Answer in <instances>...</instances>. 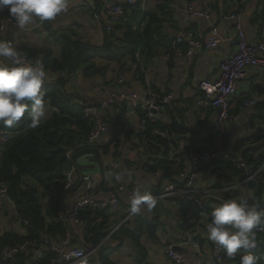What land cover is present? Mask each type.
<instances>
[{"label":"trees","instance_id":"1","mask_svg":"<svg viewBox=\"0 0 264 264\" xmlns=\"http://www.w3.org/2000/svg\"><path fill=\"white\" fill-rule=\"evenodd\" d=\"M172 2L173 0H153L144 7L141 2L135 3L133 7L127 9V15L112 32H103L100 45L81 42L67 33L51 31L55 45L59 46L56 55H53L49 48L27 45L15 47L23 57L40 62L46 71L57 74V77L43 86L47 115L38 128L33 129L28 126L30 117L27 113L11 127L0 124V129L16 132L0 150V185L6 188L10 201L6 203L12 207V221L17 225V229L19 228L17 230L4 227L0 215V264H58L57 256L51 250V246L68 232L66 223L60 218L61 199L64 193L65 173L70 169L71 161L75 158L86 154L97 158L103 187L108 174L116 173L112 165L104 164V157L108 155L112 156L114 162L120 160L121 165L135 163L138 169L141 168L147 174L160 172L157 182L160 186V178L168 182H179L178 174L188 164V148L180 149L178 146L182 141H188L194 151L212 144V139L217 134L209 132L207 136L202 137L190 130L183 122L175 121L173 117L168 123L162 122L158 117L155 122H146L144 130L138 129L135 137L129 140L127 139L129 134L125 132L121 123L124 104L119 103L112 106L114 110H119L118 114L113 118L108 116V121L112 124V138L104 140L101 144L88 145L86 137L90 129V120L84 115L86 104L80 101L79 96L69 93L64 87L65 83L79 72L83 77H89L92 73L96 75L105 73L111 65L116 66V71L119 69L124 71L126 66L131 69L132 65L133 77L138 74L141 80V67L171 48L172 37L163 31V25L172 16L169 5ZM0 12L4 16H10L7 7L0 8ZM34 22H39V19L36 18ZM42 26L50 30L49 21L42 22ZM150 91L157 94L151 89ZM252 92L263 95L264 86L253 85ZM243 99L245 98L238 99L235 107L230 111L239 112L238 106ZM173 104L174 102L172 106ZM253 109L256 112L251 118L257 117L262 120V126L255 128L250 124L247 137L235 142L229 141L223 134L221 136L223 148L219 152L221 154L211 164L218 166L219 170L225 167L227 173L224 179L228 181V185L236 181L243 186L241 194L235 188L229 190L228 192L232 191L233 196L227 194L226 199L232 198L238 201L246 199L249 205L259 204L264 209V168L251 180L244 182L246 171L238 169L230 162H223L221 157L223 152L241 156L252 172L257 171L263 164L264 113L260 116L256 113L258 109L264 110V100L256 102ZM137 114L140 119L145 118V112L137 109ZM158 130L167 132L168 136L162 137L155 133ZM127 140L132 143L124 153V141ZM130 151L134 152L132 157H129ZM144 155L154 157L142 158ZM204 167L205 165H199L198 172ZM172 199L179 203L182 215L190 208L189 204ZM207 210L211 222V213L214 209L208 207ZM88 212L91 213L88 209L82 211V216ZM83 223H85L84 231L88 238L86 240L88 248L98 246L94 255L99 264H115L109 259L112 248L105 245L107 241L105 239L115 226H106L104 222L96 224L90 218H86ZM133 223L134 227L130 221L121 224L108 239H117L123 244L124 238H128L139 250H143L139 244L140 237L144 233L154 236L158 226V216H140L133 219ZM196 240L198 241L197 238ZM257 240L259 245L252 253L261 258L259 264H264V236H257ZM198 242L200 245L203 243L202 240ZM212 245L210 241L209 246ZM5 248L17 249L13 260L2 257L1 250ZM38 251L41 252L39 255ZM247 252L240 249L235 259H229L223 249L222 261L218 263L212 259V262L240 264V256ZM89 264H95L90 257Z\"/></svg>","mask_w":264,"mask_h":264},{"label":"crops","instance_id":"2","mask_svg":"<svg viewBox=\"0 0 264 264\" xmlns=\"http://www.w3.org/2000/svg\"><path fill=\"white\" fill-rule=\"evenodd\" d=\"M153 0H148L147 5ZM194 2L197 8H202L207 4L211 5L212 11L208 19L199 18L187 22L183 15L182 2L180 0H173L170 5V11L172 13L171 18L167 23L163 25V31L170 37H174L175 34L184 29L191 28L196 34H206L211 26H216L218 30V36L220 43L217 49L196 54L190 58H171L170 60H164L161 58V54L154 58L146 66L141 67V80L137 77H133V66L131 69L128 66L123 71V83L117 84L116 82V66L111 65L105 73L101 72L98 75L92 73L89 77H83L79 72L74 75L65 83V89L69 93H73L79 96L80 101L85 102L86 105L98 106L100 100L105 98L109 92L115 89L121 90L127 95L134 94L135 100L127 99L120 104L123 105L124 114L121 117V123L124 126V130L129 134L127 139L131 140L135 137L138 131V114L137 108L132 109V105L138 102H142L148 95L150 89L152 92L162 94L164 92L173 93V106L172 109L162 110L157 117L165 123H168L173 117L175 121L183 122L190 130L198 133L202 137L207 136L208 133H214L212 128L216 118V111L212 109H202L193 106L191 103L197 94L199 93L197 84L200 80H213L218 76L219 64L227 56L232 54L235 50L234 39H236L235 28L230 20L224 18L229 12L237 11L243 20V29L246 35V39L249 42L257 39L264 40V0H191ZM91 0H84V2H76L69 0V7L67 11L59 14L54 21H49L50 30L44 28L42 25L36 24L30 32L16 31L12 40L14 47L18 45L35 46L42 48H49L52 50L53 55L57 52L54 46L58 45L54 43V37L51 35L53 31L59 33H67L72 38H77L81 42H88L93 45H100L103 39V27L101 23L96 19L98 15V3L94 0V4L89 6ZM52 31V32H51ZM3 39V38H2ZM0 37V40H2ZM54 45V46H53ZM4 58L0 57V60ZM54 79L57 74H52ZM74 81L70 84L72 79ZM53 79V80H54ZM51 80V81H53ZM261 84L264 86V68H250L243 80L238 82L237 85V98H254L256 102L264 100V94H257L252 92L251 88L254 85ZM69 85H71L72 90ZM119 105V104H117ZM139 110V109H138ZM171 110V112H170ZM119 110L114 107H106L105 110L99 108L98 113L108 121V116H115ZM256 112L253 107H247L241 109L236 115V119L233 123L223 128L219 135L214 136L212 143L217 147V151L221 152L223 148V139L221 136L225 134L228 140L235 142L239 139H244L248 135L252 124L255 128L262 126V120L259 118H251L252 114ZM264 113V110H257V116ZM47 115V113H46ZM109 122V121H108ZM251 122V123H250ZM106 136H100L95 143L101 144L104 142ZM124 141V153L127 152L130 147L131 141ZM173 149V148H172ZM129 152V151H128ZM129 157H132L134 152L130 151ZM158 155V154H156ZM153 155H144L142 158ZM154 157V156H153ZM116 163L121 165L122 162L118 160L114 162L111 155L104 157L105 165H112L116 167ZM218 166L213 164L205 166L203 170L199 171L195 178V187L198 192L205 197L207 208L215 209L219 204L225 200V196H233L232 188L241 194L243 192V186L241 183L234 182L232 185H228V181L225 178V167L223 170H219ZM260 168L255 171L256 175L263 169ZM76 174V169L70 165V169ZM160 173V172H159ZM77 176V174H76ZM127 176L131 179L130 182H134L141 187V189H147L157 199V203L151 212H144V217L158 216V226L154 236H149L144 233L139 240V244L143 247V250H139L135 244L128 238H124V243L120 244L117 239H107L106 244L109 246L110 254L109 259L115 264H168L164 250L167 244L177 242L181 236V219L182 213L180 212V205L172 198L163 197L161 195V186L167 183L168 180L160 178V186L157 185V181H153L141 168L127 173ZM101 179L100 175L95 176ZM228 177V176H227ZM232 180V178H230ZM162 183V184H161ZM217 184L218 186H215ZM111 194V189L108 188L103 197H108ZM79 195L76 187L64 192L63 196V210L64 214H68L73 203ZM121 207L125 208L128 204V199L125 192L118 193ZM84 212V211H83ZM62 213V212H61ZM12 207L9 203H5L0 206V215L8 216L2 219L4 227L7 229H17V225L12 221ZM92 214V215H91ZM125 213L123 209L120 211L112 212L110 210L103 211H91L88 214L82 216V221L86 218L94 220L96 224L105 223L106 226L116 227ZM132 227H134L133 220L131 219ZM86 223V221H85ZM85 223L70 222V228L68 231L73 238L76 245V240H79L85 247L86 237L84 226ZM114 227V228H115ZM113 228V229H114ZM19 229V228H18ZM17 229V230H18ZM112 232V231H111ZM198 241L202 243L203 250V262L205 264H213V256L210 249V241L206 227L196 234H194ZM181 251L185 254L190 264H195V259L191 257V251L187 248H181Z\"/></svg>","mask_w":264,"mask_h":264},{"label":"built area","instance_id":"3","mask_svg":"<svg viewBox=\"0 0 264 264\" xmlns=\"http://www.w3.org/2000/svg\"><path fill=\"white\" fill-rule=\"evenodd\" d=\"M76 2H84V0H74ZM98 5V12L96 19L101 23L103 31L106 33L112 32L116 26H118L123 18V14L128 12V8L133 7L135 3L141 2L144 7L148 0H95ZM183 7V15L187 22L192 20L210 17L212 8L210 4L205 5L202 8H197L191 0H180ZM94 4V0H91L89 6ZM225 19L230 20L235 28L236 39H234L235 50L232 54L223 59L219 64L218 76L213 80L202 79L198 82L197 88L199 95L195 96L192 102L193 106L202 109L215 110L216 118L213 124V132L217 135L226 126L233 123L237 117V113H233L230 110L235 107L237 98V85L238 82L243 80L250 68H264V40L257 39L249 42L246 39V35L243 29V20L239 12H229L224 16ZM41 26V22H33V24L20 29L17 27L14 18L7 15L4 16L0 12V37L2 40H12L16 31L30 32L36 25ZM184 28L178 31L171 39V48L167 52L161 53V58L164 60H170L171 58H183L187 59L196 54L212 51L218 48L220 38L218 36V30L216 26H211L209 31L204 35L196 34L191 28ZM25 63L34 64L35 60L23 57ZM48 80L46 84H49L54 76L48 72ZM117 84L123 83V71L121 69L115 72ZM139 80V75H136ZM56 79V78H55ZM252 90V88H251ZM173 93L164 92L162 94H153L151 92L145 97L142 102H138L132 105V109L136 108L145 112V118L140 119L138 117V129L144 130L146 122H155L157 115L166 108H172ZM127 99L135 100L134 94L127 95L119 89L112 90L109 94L100 100L98 106L86 105L84 108V115L90 120V129L86 137V143L88 145L93 144L96 140L105 135V140L112 138V124L107 122L99 113V108L105 110L107 107H112ZM256 101L254 98H245L240 101L238 106L239 111L243 108L253 107ZM16 133L8 129H0V150L9 141L11 136ZM162 137H167L165 131H155ZM180 149L188 148L187 161L180 173L178 174L179 182H167L161 186V195L163 197L175 198L181 200L190 205L189 209H186L181 219V236L177 242L169 243L164 250V256L168 264H190L185 254L181 250H175V248L187 247L191 251V257L195 259V264H205L203 262V250L202 246L196 240L194 234L200 232L202 228L210 222V213L207 210L205 197L202 196L195 187V178L198 173L199 165H210L215 159H217L221 153L217 151V147L214 143L208 147L194 151L190 148L188 141H182L179 145ZM69 156V153H68ZM223 162H230L234 164L238 169L246 171V178L244 182L251 180L257 172H252L249 167L247 168L244 159L238 155H232L228 152H223ZM264 167V162L262 164ZM137 165L135 163H128L125 165L116 164L114 175L108 174L105 183V187L102 186V182L97 177L91 175H78L72 171L65 173V180L63 184L64 192L76 187L79 195L73 203L68 214L60 213V218L69 223H80L82 221V211L88 209L90 211L110 210L112 212L120 211L123 209L125 213L120 223L112 230L107 236V240L115 229L121 224L131 221V219L138 218L144 215V212L136 217L129 218V202L125 208L121 207V202L118 193L125 192L129 201L130 196L134 190L138 187L131 180L127 173L135 170ZM148 176L153 180L159 179V173H150ZM108 188H113L110 196L103 197ZM246 200V199H245ZM6 202H10L6 193L4 185H0V206ZM256 233V247L251 250L254 251L259 245L257 236H264V224L257 226L254 229ZM213 243V242H212ZM98 246L94 248H83L75 245L73 238L69 231L55 244H52L51 250L57 256L58 264H79L83 256L90 257L94 254ZM213 259L216 262L222 261V247H219L213 243L210 247ZM17 253L15 248H5L1 250V255L4 259L13 260L14 255ZM41 252L38 251V255Z\"/></svg>","mask_w":264,"mask_h":264},{"label":"clouds","instance_id":"4","mask_svg":"<svg viewBox=\"0 0 264 264\" xmlns=\"http://www.w3.org/2000/svg\"><path fill=\"white\" fill-rule=\"evenodd\" d=\"M7 7L20 29L40 22L54 21L69 7V0H0V8ZM0 124L11 127L27 113L30 128H38L46 117L44 84L48 73L40 62L27 64L11 41L0 40ZM129 218L151 212L156 197L147 189L137 187L129 198ZM206 225L208 239L235 259L238 250L256 247L257 226L264 224V209L259 204L249 205L245 199H225L211 213ZM240 264H259L261 259L251 251L240 256ZM80 264H89L83 256Z\"/></svg>","mask_w":264,"mask_h":264},{"label":"water","instance_id":"5","mask_svg":"<svg viewBox=\"0 0 264 264\" xmlns=\"http://www.w3.org/2000/svg\"><path fill=\"white\" fill-rule=\"evenodd\" d=\"M127 14H123V18H125ZM110 107V106H109ZM71 156V152L69 153V157ZM71 165L76 169L78 175H91V176H98L100 172V166L97 158L95 156H90L88 154L75 158L74 161H71ZM61 212L64 214L63 210V196L61 199ZM65 223L68 228H70V223L65 220ZM79 247L83 248L84 250L87 249L79 240H76ZM175 250H181L180 248H175ZM90 259H92L95 264H99L97 258L94 254H91Z\"/></svg>","mask_w":264,"mask_h":264},{"label":"rangeland","instance_id":"6","mask_svg":"<svg viewBox=\"0 0 264 264\" xmlns=\"http://www.w3.org/2000/svg\"><path fill=\"white\" fill-rule=\"evenodd\" d=\"M41 25H42V22H41ZM54 46V45H53ZM54 49H55V51L57 52V50H58V47L56 48L55 46H54ZM74 79H75V77L72 79V81L70 82V84L74 81ZM69 87H70V89L72 90V88H71V85H69ZM3 148V147H2ZM3 218H5V217H8V216H2ZM1 217V218H2Z\"/></svg>","mask_w":264,"mask_h":264}]
</instances>
